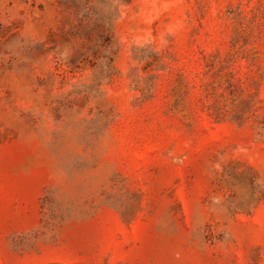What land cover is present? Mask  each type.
<instances>
[{
    "label": "rangeland",
    "instance_id": "obj_1",
    "mask_svg": "<svg viewBox=\"0 0 264 264\" xmlns=\"http://www.w3.org/2000/svg\"><path fill=\"white\" fill-rule=\"evenodd\" d=\"M0 264H264V0H0Z\"/></svg>",
    "mask_w": 264,
    "mask_h": 264
}]
</instances>
